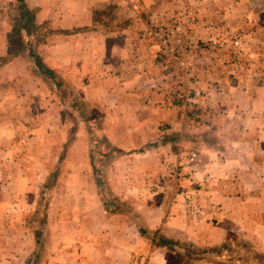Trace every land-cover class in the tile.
<instances>
[{
    "label": "rangeland",
    "instance_id": "374dc122",
    "mask_svg": "<svg viewBox=\"0 0 264 264\" xmlns=\"http://www.w3.org/2000/svg\"><path fill=\"white\" fill-rule=\"evenodd\" d=\"M209 1L206 4L202 0V4L217 7L222 0ZM236 2L237 5L250 6L256 1ZM181 5L182 10L166 5L168 8L150 14L143 11L137 14V39L124 47L129 52L126 68L132 81L131 87L125 91L114 87L106 91L101 87L95 88L96 84L88 86L97 79L98 70L93 63L85 66L84 73L89 72L90 76H81L83 60L50 64L43 54L44 38L49 32L47 28H40L34 17L28 21L26 17L33 16V13L25 6L28 12L24 14L20 1L5 6L12 25L5 59L28 54L26 56L32 66L23 60H14L11 65L16 71L11 72L17 73L16 76L0 81L1 91H5V96L8 94V109H0V137L16 131L15 136L0 141V148L20 154L15 167V170L20 169V190L10 188L2 191L4 196L14 199V205L6 206L4 215L8 217L3 219V215L0 221V261L38 264L47 260L48 238L56 231L53 226L58 225L57 231H63L62 226L67 219L73 223L74 243H94L97 231L102 233L98 225L103 218L98 215V206L92 205V209L87 210L78 199H97L111 212L134 213L139 227L142 220L137 215L138 201L143 196H139L136 190L125 194V191L118 190V186L125 185L128 179L136 182L146 177L147 170L154 168L159 161L154 153L156 145L163 140L178 144L181 138L186 141L193 136L215 133L206 127V123L221 111L214 101V92L217 88L222 89L220 83L225 81V73L244 79L250 72L257 71V57L264 53V50H258L260 45L256 39L261 32L256 30V19L251 15L245 18L248 21L251 19L250 23L247 21L248 28L243 26L244 29H239L236 26L233 30H225V20L219 14L202 19L208 13L201 12L198 1L184 0ZM109 17L111 13L103 15L104 19ZM36 58L44 65V70H39ZM259 67L264 68V62L261 61ZM22 70L28 74L24 84L20 82ZM142 71L151 77L149 82L135 77ZM165 111L170 120L178 118L179 125L175 131L168 124L169 120L161 122ZM139 116H153V124L145 129L136 128L132 121ZM155 121L159 123L155 124ZM146 135L151 142L139 140ZM134 155L148 161L145 171L138 170L140 172L137 173L134 169L133 174L130 173L132 167H141L140 160L130 159ZM184 169L179 164L171 169L172 177L167 182L171 185L169 198L181 193L182 178L186 175ZM6 176L9 175L2 174L3 179ZM69 199L77 204L73 206L72 215L67 210L71 206ZM68 203L70 205L66 206ZM187 205L191 212L197 214L203 208L189 202ZM252 211L254 208L246 209L249 215ZM12 214H15L13 221L10 220ZM60 214L66 216L58 219ZM52 217L56 219L54 224L50 222ZM57 219L61 220L60 225ZM122 219L121 222L128 224L127 218ZM130 225L134 226L132 221ZM138 229L152 244L175 250L176 245L163 238L152 240L153 234L158 237L157 230L146 233L144 228ZM248 232L252 235L249 238L241 234L231 235L227 252H222L219 259L232 258L234 264H264V230L261 231L262 236L257 237L250 225ZM127 235L133 237L128 232ZM213 248H209V252H215V258L218 254ZM90 250L78 254L76 259L80 261L81 256L83 259L90 258ZM179 251L186 255L188 249ZM127 255L122 250V264L138 261L137 256L145 259L146 254ZM53 256L62 261L64 254ZM177 260L181 264L186 261L175 250L170 254V261Z\"/></svg>",
    "mask_w": 264,
    "mask_h": 264
},
{
    "label": "crops",
    "instance_id": "0c3cea01",
    "mask_svg": "<svg viewBox=\"0 0 264 264\" xmlns=\"http://www.w3.org/2000/svg\"><path fill=\"white\" fill-rule=\"evenodd\" d=\"M16 1L0 0V12L3 11L0 16V81L16 76L17 73L11 72V70L16 71L11 65L14 60H23L32 66L26 56L28 54L13 59L9 57L7 61L5 59L10 45L8 35L12 28L5 6ZM171 1L23 0L27 9L33 13L34 22L40 28H47L46 30L49 31L43 45L46 61L53 64V62L70 63L74 60H83L81 76L91 75L89 72H84L85 66L93 63L98 74H102H97V79L88 83V86L96 84L95 88L101 87L106 91L111 87L120 91L131 87L132 81L128 78L130 73L126 68L129 52L124 47L131 45L137 39L135 25L137 14L142 11L150 14L168 7L183 9L181 4L184 0ZM195 1H198L201 12L208 13L202 19L219 14V17L225 20V30H233L236 26L244 29L243 26H248V20L245 18L251 15L256 19L254 22L256 30L261 33L264 31V0H255V4L252 3L250 6L237 5L236 0H222L217 7L213 4L206 6L202 4V0ZM204 1L206 4L210 3L209 0ZM107 13H111V17L104 19L103 15ZM248 22L250 23L251 19ZM261 33L256 38L260 52L264 50L262 48L264 34ZM263 54L262 52L257 57L259 59L257 71L250 72L245 80L242 76L235 78L227 73L224 74L225 81L220 83L222 89L217 88L214 92V101L221 111L217 117H212L206 123L208 125L206 127L215 132L213 135H197L187 138L186 141L181 138L178 144L172 140L166 142L163 140L156 145L157 151L154 153L159 161L154 168L147 170L146 177L136 182L133 181L134 179H128L125 185L118 186V190L125 191V194H131L136 190L139 196H143V199L138 201L140 205L137 215L141 216L142 220L139 227L135 223L134 213L111 212L100 200L78 199L87 210L92 209V205L98 206V215L103 218L102 223L98 225L102 228V233L97 231L94 243L78 245L73 242V223L67 219L62 226L63 231H57L58 225L53 226L56 231L48 238L49 257L47 260L39 261L38 264H122V250L128 254L127 256L146 254L145 259L137 256L138 261H133L132 264H181L178 260L170 261V254L175 250L177 254L185 257L186 261L183 264H234L232 258L219 259L222 252H227L226 247L231 235L241 234L249 238L252 236L248 232L250 225H252V233L257 237H261V231L264 230V68L259 67L260 62H264ZM135 77L144 79L145 83L151 78L143 71ZM24 78L28 80V74L22 70L20 82L23 84ZM240 79H243V83H240L242 82ZM254 79L256 81H253ZM1 90L0 85V109L7 110L8 94L5 96V91ZM3 97H7L6 100ZM146 110L147 108L144 107L145 112ZM149 116L133 119L132 125L138 129H145L153 124V116ZM160 120L161 122L169 120L168 124L174 131L179 125L178 118L174 117L170 120L166 111ZM118 121L120 122L121 119ZM156 123L159 122L155 121ZM15 132L0 137V141L15 136ZM141 138L139 140H143L144 143L151 142L147 135ZM10 150L0 148V221L5 214L6 206L14 205V199L4 196L2 191L10 188L20 190V169L15 170L20 154ZM131 158L140 160L141 167H132L130 173L133 174L134 169L137 173L141 170L145 171L148 164L146 159H140L141 157L135 155ZM176 164L185 167L183 172L186 175L182 178L181 193L169 198L171 185L169 186L167 182L170 181L172 177L170 171ZM2 174L9 176L3 179ZM64 200L66 202V199ZM187 202L203 208L198 214L193 213L189 210ZM76 205L71 201V206L67 208L70 215L73 214V206ZM248 207L254 208V212L252 211L250 215L246 212ZM11 216L10 220L13 221L15 214ZM6 217L8 215H4L3 219ZM57 217L64 218L62 214ZM122 218H127L128 224L121 222ZM51 219L50 222L54 224L56 219L54 217ZM58 219L60 225L61 220ZM131 221L135 227L130 225ZM138 228H144L146 233L157 230L158 237L153 234L152 240L163 238L176 245L175 250L164 245L152 244L141 235L144 232ZM237 228H241L243 232ZM127 232L133 237H129ZM212 247L218 254L215 258L213 256L215 252H209V248ZM183 248L188 249L186 255L179 251ZM89 249H91L90 258L83 259L81 256L80 261L76 259L78 254L82 255ZM60 254H64L62 261L53 256ZM0 264H9V262L1 260Z\"/></svg>",
    "mask_w": 264,
    "mask_h": 264
},
{
    "label": "trees",
    "instance_id": "16d2710c",
    "mask_svg": "<svg viewBox=\"0 0 264 264\" xmlns=\"http://www.w3.org/2000/svg\"><path fill=\"white\" fill-rule=\"evenodd\" d=\"M18 1H20V6L23 8V12H24V14L27 13L28 11H27V9H25V6H24L23 3H22L23 0H18ZM32 18H33L32 15H28V16L26 17V19H27L28 21L32 20ZM36 65L38 66L39 70H44V65L41 63V61H40L38 58H36ZM46 73H49V72L46 71Z\"/></svg>",
    "mask_w": 264,
    "mask_h": 264
}]
</instances>
